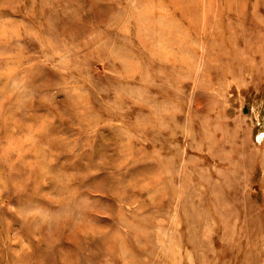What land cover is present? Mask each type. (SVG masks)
I'll return each instance as SVG.
<instances>
[{"label":"rangeland","instance_id":"rangeland-1","mask_svg":"<svg viewBox=\"0 0 264 264\" xmlns=\"http://www.w3.org/2000/svg\"><path fill=\"white\" fill-rule=\"evenodd\" d=\"M263 251L264 0H0V264Z\"/></svg>","mask_w":264,"mask_h":264},{"label":"bare ground","instance_id":"bare-ground-1","mask_svg":"<svg viewBox=\"0 0 264 264\" xmlns=\"http://www.w3.org/2000/svg\"><path fill=\"white\" fill-rule=\"evenodd\" d=\"M142 43V42H141ZM188 177V176H187ZM198 191V190H197ZM166 199V198H165ZM159 205V204H158ZM176 209V208H175ZM173 219V218H172ZM170 220H171V218H170ZM177 226V225H176ZM178 227V226H177ZM199 232V231H198ZM122 250V249H121ZM109 251V250H108ZM110 252V251H109ZM264 252V251H263ZM85 257V256H84ZM122 260H124L123 258H122Z\"/></svg>","mask_w":264,"mask_h":264}]
</instances>
